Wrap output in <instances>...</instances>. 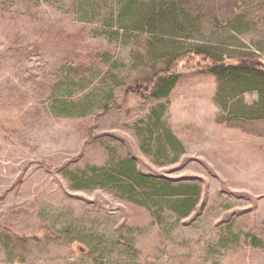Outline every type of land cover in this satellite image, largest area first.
Segmentation results:
<instances>
[{"label":"rangeland","instance_id":"1","mask_svg":"<svg viewBox=\"0 0 264 264\" xmlns=\"http://www.w3.org/2000/svg\"><path fill=\"white\" fill-rule=\"evenodd\" d=\"M187 47L264 59V0H0V264H264V116L210 61L139 88ZM127 157L156 180L133 195L101 184Z\"/></svg>","mask_w":264,"mask_h":264},{"label":"trees","instance_id":"2","mask_svg":"<svg viewBox=\"0 0 264 264\" xmlns=\"http://www.w3.org/2000/svg\"><path fill=\"white\" fill-rule=\"evenodd\" d=\"M161 10L165 14H168L169 17H172L171 20L176 23H179L181 19L186 25L192 23L186 19V13H184L181 7H178L177 3L164 1L162 2ZM234 21V24H231L229 21L228 26L230 27L231 25L232 30L235 32H244L246 27H244L245 25H243L241 19ZM167 57L169 61L165 69L154 73L149 78L144 79V81L141 80L138 83L139 88L142 89L147 99L149 97L166 96L169 94L179 76L180 71L177 70L176 65L180 61H186L188 67L194 66V61H210V63H207V66L214 72L218 80L219 87L216 100L220 106L225 110L232 108V111L241 112L244 116L254 118L264 116V105L261 106L264 101V59L260 55L254 52L243 53L238 57L237 65H227V63L219 58H212L209 51L202 47H187L177 53L169 52ZM249 89H257L260 94V100L249 105L244 104V107H241L239 98H241L244 91ZM104 108H107V106ZM166 137L168 140H171V138L174 140L173 134L168 129H166ZM118 168V172L123 176L124 181L120 183L115 179L109 178L105 183H101L102 186L111 185L112 187L122 189L129 195H133L135 192H138L136 190L137 187L156 181L152 177L140 173L136 168L135 161L131 157L121 159ZM91 181L93 179H89L88 182ZM110 181L112 183L109 184L108 182ZM192 200L186 199V203L181 205L180 208H183L182 206H190L184 210L179 209L181 215H186L191 211L192 205L190 203Z\"/></svg>","mask_w":264,"mask_h":264}]
</instances>
